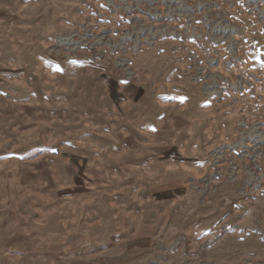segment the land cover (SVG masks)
I'll use <instances>...</instances> for the list:
<instances>
[{
	"label": "rangeland",
	"instance_id": "rangeland-1",
	"mask_svg": "<svg viewBox=\"0 0 264 264\" xmlns=\"http://www.w3.org/2000/svg\"><path fill=\"white\" fill-rule=\"evenodd\" d=\"M0 264H264V0H0Z\"/></svg>",
	"mask_w": 264,
	"mask_h": 264
}]
</instances>
